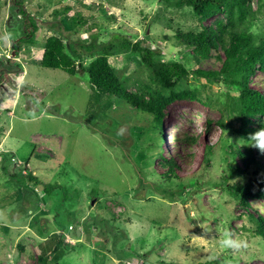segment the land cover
<instances>
[{"label": "rangeland", "instance_id": "374dc122", "mask_svg": "<svg viewBox=\"0 0 264 264\" xmlns=\"http://www.w3.org/2000/svg\"><path fill=\"white\" fill-rule=\"evenodd\" d=\"M250 1L253 13L240 27L264 38V0ZM22 8L36 17L38 30L33 43H19L15 51L26 30ZM202 26L191 7L165 0H0V264H40L59 234L71 246L50 255L48 264H264V240L249 217L264 214V199L247 209L228 187L247 180L231 175V166L243 160L225 146L206 161L222 138L247 147L238 143L246 140L239 133V93L223 76L190 78L186 87L200 99L170 105L160 142L149 120L118 106L87 72L70 75L41 64L52 34L63 37L68 53L85 66L103 52L81 49V40L112 41L110 63L128 88H156L140 56L123 49L121 40H143L163 60L189 69L219 71L222 61L196 62L177 40L180 30ZM249 86L264 93V71ZM187 137L196 141H183ZM5 154L14 178L2 167ZM163 156L178 163L183 182L163 175ZM26 167L40 185L29 181ZM105 225L110 228L104 233ZM226 229L246 239L248 248H221Z\"/></svg>", "mask_w": 264, "mask_h": 264}, {"label": "trees", "instance_id": "16d2710c", "mask_svg": "<svg viewBox=\"0 0 264 264\" xmlns=\"http://www.w3.org/2000/svg\"><path fill=\"white\" fill-rule=\"evenodd\" d=\"M171 6L176 8L191 7L193 14L197 17L202 29L194 32L179 31L176 35L179 44L192 50L193 59L196 62H202L215 57L223 62V66L219 71L203 70L199 67L189 69L183 62L179 60H163L158 50L144 45L143 40L133 41L128 37L121 40L122 48L131 53L140 56L142 63L151 72L152 81L157 84L156 88L151 85H143L138 90H130L122 81L115 67L110 63V56L115 49V42L112 41L96 45L84 41H80L81 49L91 51H102L103 53L94 58V60L85 66L78 63L74 56L68 53V43L66 40L57 35L52 34L45 39V47L42 53V66L51 69H60L70 75H76L78 72H87L90 82L99 90L114 96V100L118 106H128L130 109L139 112L145 120H149L150 130L159 132L160 142L164 137V119L167 109L173 103L186 99H200L196 89L186 87L190 78L195 76L200 79L218 80L224 78V81L234 87L239 98V122L240 135L247 137L250 133L255 132L264 127V93L258 89L249 86L251 77L258 70L264 71V38L257 37L249 31L242 30L240 25L244 24L248 17L253 13L250 0H165ZM21 13L24 16L25 32L18 43H14L15 51L19 48V43H33L36 40V32L38 30V22L36 17L29 15L24 8ZM221 15L224 17L221 18ZM215 21L212 25L207 26L205 22L210 18ZM29 30L28 33L26 31ZM115 41V39L113 40ZM120 41V42H121ZM119 43V42H118ZM215 53V54H214ZM225 54V58H223ZM8 61H12L10 58ZM188 85V84H187ZM133 118L132 114H129ZM260 119L259 123H255L254 119ZM135 128H138L135 126ZM142 132V130H141ZM180 141L181 138H177ZM193 143L196 139L187 137V140ZM161 145V143H160ZM227 146L228 155L234 159L243 160L242 165L231 166V175H242L246 181H236L233 184L228 183L234 195L239 199L241 206L251 209V202L258 199H264V154L252 147L242 148L234 141L222 138L218 143L214 144L208 150L207 162L209 165L210 156H214L215 152ZM143 158V155H141ZM3 169L10 177L14 178V174L7 168L6 154L2 158ZM162 166L165 167L163 175L168 178H177L176 168L178 163L173 159L163 156ZM29 181L35 186L40 185L38 179L32 172L24 171ZM141 179L146 178L145 172L140 171ZM195 177V176H193ZM190 177L189 179H193ZM227 181V180H226ZM183 184V183H182ZM49 195L52 194L50 189H45ZM178 192V191H177ZM171 193L173 198L178 193ZM167 193V192H166ZM177 199V198H176ZM249 217L256 223V234L264 240V214L261 212L253 214L249 213ZM118 220V219H117ZM114 222L113 220H106ZM110 226L105 225L102 232H108ZM70 247L65 242V238L59 234L54 248L49 254L40 257V264H48L50 255L56 254L62 247ZM142 256L141 254H139ZM148 260L145 259L143 264Z\"/></svg>", "mask_w": 264, "mask_h": 264}, {"label": "clouds", "instance_id": "9594fccd", "mask_svg": "<svg viewBox=\"0 0 264 264\" xmlns=\"http://www.w3.org/2000/svg\"><path fill=\"white\" fill-rule=\"evenodd\" d=\"M241 145H247L254 149H257L261 154H264V127L259 128L253 133H250L247 140L241 139L238 141ZM201 228H203L200 225ZM206 232V231H205ZM196 239H205L203 236H194ZM219 246L225 250L241 251L248 248V242L246 239L235 236L230 230L223 232L222 238L219 239Z\"/></svg>", "mask_w": 264, "mask_h": 264}, {"label": "water", "instance_id": "95a60500", "mask_svg": "<svg viewBox=\"0 0 264 264\" xmlns=\"http://www.w3.org/2000/svg\"><path fill=\"white\" fill-rule=\"evenodd\" d=\"M79 233H81L80 230H79ZM147 264H149V263H147Z\"/></svg>", "mask_w": 264, "mask_h": 264}, {"label": "built area", "instance_id": "2783aa9c", "mask_svg": "<svg viewBox=\"0 0 264 264\" xmlns=\"http://www.w3.org/2000/svg\"><path fill=\"white\" fill-rule=\"evenodd\" d=\"M36 190L38 191V188Z\"/></svg>", "mask_w": 264, "mask_h": 264}]
</instances>
